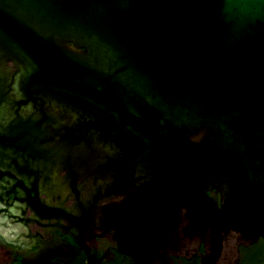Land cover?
Returning <instances> with one entry per match:
<instances>
[{"label":"water","instance_id":"1","mask_svg":"<svg viewBox=\"0 0 264 264\" xmlns=\"http://www.w3.org/2000/svg\"><path fill=\"white\" fill-rule=\"evenodd\" d=\"M1 93L0 163L80 242L264 238V0H0Z\"/></svg>","mask_w":264,"mask_h":264},{"label":"flooded vegetation","instance_id":"2","mask_svg":"<svg viewBox=\"0 0 264 264\" xmlns=\"http://www.w3.org/2000/svg\"><path fill=\"white\" fill-rule=\"evenodd\" d=\"M3 96L1 93L0 103H7ZM7 110L1 105L0 116ZM31 181L30 176L9 171L0 163V264H205L208 247L196 238L179 241L165 250L163 260L152 261L147 259L148 252L132 245L123 247L112 229L92 230L80 242L74 226L41 218L30 208L26 200L36 198L30 189ZM219 197L216 194L218 200ZM65 206L69 208L71 200ZM47 247L52 250L47 251L44 259H37ZM209 264H264V238L239 241L235 236H225L219 253Z\"/></svg>","mask_w":264,"mask_h":264}]
</instances>
